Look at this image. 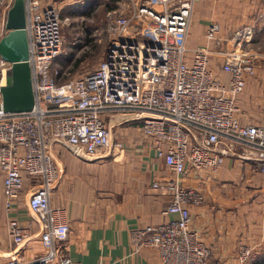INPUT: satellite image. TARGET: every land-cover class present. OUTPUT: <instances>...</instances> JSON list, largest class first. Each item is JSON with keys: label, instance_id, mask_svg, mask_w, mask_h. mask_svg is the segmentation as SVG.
<instances>
[{"label": "built area", "instance_id": "2783aa9c", "mask_svg": "<svg viewBox=\"0 0 264 264\" xmlns=\"http://www.w3.org/2000/svg\"><path fill=\"white\" fill-rule=\"evenodd\" d=\"M24 2L34 104L29 110L4 112L0 95V190L9 212L28 180L26 207L38 224L43 250L26 260L10 253L3 264H72L65 244L66 213L49 201L60 177L50 146L59 141L86 158L121 154L124 145L113 139L103 111L113 112L111 118L119 122L137 121L170 173L150 186L169 193L163 212L175 217L131 228L134 248L154 247L160 264H223L211 262L210 248L188 224V206L201 204L204 193L184 186L182 178L189 168L215 172L235 147L240 156L264 169V123L238 119L237 96L255 68V55L243 43L250 29L232 34V47L222 60L221 68L228 74L223 81L212 75L206 45L193 49L185 45L193 0H145L135 5L126 22L144 21L148 39L123 38L125 26H114L118 36L96 66L58 82L52 63L61 50L59 7L54 0ZM204 29L206 42L215 40L221 30L215 20ZM9 68V62L0 58V86ZM7 229L16 247L30 237V229L16 217L7 219ZM237 257L250 263L249 246L242 244Z\"/></svg>", "mask_w": 264, "mask_h": 264}, {"label": "crops", "instance_id": "0c3cea01", "mask_svg": "<svg viewBox=\"0 0 264 264\" xmlns=\"http://www.w3.org/2000/svg\"><path fill=\"white\" fill-rule=\"evenodd\" d=\"M11 4L12 0H0V37L7 30L5 15ZM54 4L60 5L56 1ZM191 13L185 45L192 49L206 45L212 75L223 81L228 80V74L221 68L222 60L224 52L232 47V34L236 29H250V37L243 43L255 55V68L237 96L238 119L245 124L264 123V90L259 89L257 95L260 110L252 115L247 112L255 98L243 93L249 85L264 89V0H193ZM214 20L221 30L215 40L206 42L204 28ZM111 116L106 120L113 139L124 145L121 154L86 158L75 155L59 141L51 144L60 177L49 193V201L52 206H62L66 213L69 231L65 244L72 264H160L154 247L134 248L129 231L175 217L163 212L169 193L150 186L155 178L169 177L170 173L143 137L137 121L124 124ZM114 124L116 129L112 128ZM239 151L235 147L228 152L215 172L189 168L182 178L184 186L204 193L201 204L188 206V224L210 248L212 263L246 264L237 257L242 244L249 246L252 255L247 264L264 257V169L255 160L240 156ZM25 182L28 184V180ZM3 201L0 192V264L10 253L22 260L41 253L38 224L26 207L25 193L12 200L9 212ZM9 217L18 218L30 229V237L19 247L9 236Z\"/></svg>", "mask_w": 264, "mask_h": 264}, {"label": "rangeland", "instance_id": "374dc122", "mask_svg": "<svg viewBox=\"0 0 264 264\" xmlns=\"http://www.w3.org/2000/svg\"><path fill=\"white\" fill-rule=\"evenodd\" d=\"M58 4L62 20V42L60 52L54 57L52 63L53 76L58 82L69 80L79 76L87 70H92L101 60L107 45L117 38L114 26L124 25L123 38L148 39L145 23L141 19L126 22L132 16V10L145 0H54ZM55 71V73H54ZM258 89V92L256 90ZM263 92L262 87L257 85L246 86L243 93L245 96L254 97L248 114H256L259 111L258 97ZM114 115L111 111H103L106 118ZM247 115V116H250ZM240 116V115H239ZM244 116V117H243ZM242 118H245V114ZM128 124L127 122H123ZM114 124L113 129H116ZM115 131V130H114ZM24 194L28 189L25 182ZM1 192V190H0Z\"/></svg>", "mask_w": 264, "mask_h": 264}, {"label": "water", "instance_id": "95a60500", "mask_svg": "<svg viewBox=\"0 0 264 264\" xmlns=\"http://www.w3.org/2000/svg\"><path fill=\"white\" fill-rule=\"evenodd\" d=\"M5 18L7 30L0 37V58L8 61L10 68L0 86L2 110L20 112L31 109L34 104L24 0H12Z\"/></svg>", "mask_w": 264, "mask_h": 264}, {"label": "trees", "instance_id": "16d2710c", "mask_svg": "<svg viewBox=\"0 0 264 264\" xmlns=\"http://www.w3.org/2000/svg\"><path fill=\"white\" fill-rule=\"evenodd\" d=\"M252 264H264V257L260 256L252 262Z\"/></svg>", "mask_w": 264, "mask_h": 264}]
</instances>
